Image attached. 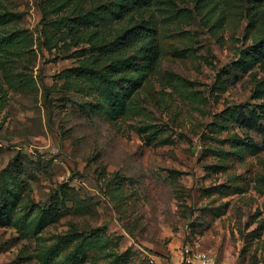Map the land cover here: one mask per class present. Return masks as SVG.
Instances as JSON below:
<instances>
[{
  "label": "rangeland",
  "instance_id": "374dc122",
  "mask_svg": "<svg viewBox=\"0 0 264 264\" xmlns=\"http://www.w3.org/2000/svg\"><path fill=\"white\" fill-rule=\"evenodd\" d=\"M110 1L0 0V264H264V0H131L140 78L65 23Z\"/></svg>",
  "mask_w": 264,
  "mask_h": 264
},
{
  "label": "trees",
  "instance_id": "16d2710c",
  "mask_svg": "<svg viewBox=\"0 0 264 264\" xmlns=\"http://www.w3.org/2000/svg\"><path fill=\"white\" fill-rule=\"evenodd\" d=\"M131 3V0H116L107 4L97 2L90 10H87L79 22L74 20L65 23H68L67 27L70 31L73 29L79 31L84 26L86 30H89L88 36L95 40L92 46L99 48L104 58L115 62L130 61L127 64L129 66L131 63L135 64L136 68L132 70L133 67L128 66V70L136 74L133 77L140 78L146 75L142 67L148 68L150 72H156L159 69L162 46L154 36L155 29L146 22H140L133 14ZM114 22L115 28H107L105 25V23ZM110 32H113V38L104 41ZM11 39L10 36L1 38L0 45L8 46ZM102 40L103 42L100 43ZM256 46L257 55L264 57V40ZM108 73L111 77L119 78L115 71Z\"/></svg>",
  "mask_w": 264,
  "mask_h": 264
},
{
  "label": "built area",
  "instance_id": "2783aa9c",
  "mask_svg": "<svg viewBox=\"0 0 264 264\" xmlns=\"http://www.w3.org/2000/svg\"><path fill=\"white\" fill-rule=\"evenodd\" d=\"M183 264H218L217 257L210 251L186 246L183 251Z\"/></svg>",
  "mask_w": 264,
  "mask_h": 264
}]
</instances>
